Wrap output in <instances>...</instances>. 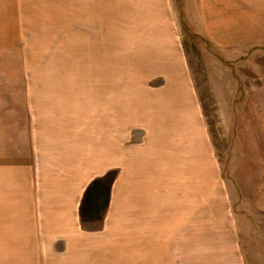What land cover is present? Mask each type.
Instances as JSON below:
<instances>
[{"label":"rangeland","instance_id":"1","mask_svg":"<svg viewBox=\"0 0 264 264\" xmlns=\"http://www.w3.org/2000/svg\"><path fill=\"white\" fill-rule=\"evenodd\" d=\"M133 2L141 20L116 15L114 28L104 31L116 37L111 53L39 52L78 48L0 37V213L30 204L20 193L33 190L39 175L32 138L27 143L22 128L30 113L22 95L55 92L58 83L72 84V93L100 92L109 83L116 95L168 94L179 104L186 97L194 105V149L188 153L194 182L183 187L188 206L161 230L168 242L162 264H264V150L251 147L264 91V0ZM11 172L20 190L13 197Z\"/></svg>","mask_w":264,"mask_h":264},{"label":"crops","instance_id":"2","mask_svg":"<svg viewBox=\"0 0 264 264\" xmlns=\"http://www.w3.org/2000/svg\"><path fill=\"white\" fill-rule=\"evenodd\" d=\"M133 1L0 0V31L11 32L0 37L42 38L41 48H78L39 52L111 53L116 37L104 31L114 28L116 15L141 20L132 13ZM55 85V92L19 99L30 109L22 128L27 143L32 138L40 168L39 175H28L34 189L20 193L33 201L1 209L2 264H162L168 242L161 230L185 208L182 197L189 191L183 187L194 182L193 160L188 161L194 149L193 103L189 107L185 97L179 104V97L168 94L116 95L109 83L100 92L77 93L67 87L72 84ZM262 95L251 147L263 151ZM14 119L11 114L12 137ZM110 172L114 178L100 220H84L81 212L91 203L86 190ZM16 180L13 173L9 197L20 191Z\"/></svg>","mask_w":264,"mask_h":264},{"label":"trees","instance_id":"3","mask_svg":"<svg viewBox=\"0 0 264 264\" xmlns=\"http://www.w3.org/2000/svg\"><path fill=\"white\" fill-rule=\"evenodd\" d=\"M114 178V173L110 172L101 179L93 181L86 190V197L90 196L91 203L87 211L82 210L84 220H100L106 207V196L110 183Z\"/></svg>","mask_w":264,"mask_h":264}]
</instances>
